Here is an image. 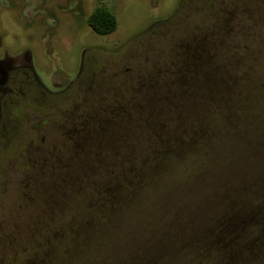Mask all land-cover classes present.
I'll list each match as a JSON object with an SVG mask.
<instances>
[{"label":"trees","instance_id":"1","mask_svg":"<svg viewBox=\"0 0 264 264\" xmlns=\"http://www.w3.org/2000/svg\"><path fill=\"white\" fill-rule=\"evenodd\" d=\"M245 15L255 29L264 22V5L261 14ZM87 22L102 35L118 27L116 14L105 5L97 6ZM221 25L180 39L178 59L156 71L154 80H139L128 88L127 102L117 96L95 98L78 113L69 109L59 119L69 122L57 127L59 143L26 150L27 165L34 150L42 154L38 181L26 180L31 189L43 185L38 192L43 212L32 234L53 221L55 230L43 235L44 244L27 264H80L101 245L106 247L125 217L142 206L144 195L154 193L174 172L185 179L202 173L200 184L208 195L182 211L174 208L170 219L161 203L156 209L167 217V230L135 242L114 264H175L180 249L212 253L215 264H243L260 251L264 35L249 37L245 29L237 34ZM246 40L255 45L241 47ZM36 84L39 93L48 91ZM169 110L172 114H166ZM183 213L186 224L180 227Z\"/></svg>","mask_w":264,"mask_h":264},{"label":"rangeland","instance_id":"2","mask_svg":"<svg viewBox=\"0 0 264 264\" xmlns=\"http://www.w3.org/2000/svg\"><path fill=\"white\" fill-rule=\"evenodd\" d=\"M263 3L264 0H0V58L12 60L14 66L31 67L35 73V80L21 72L9 82L10 98L1 117L6 126H0V264H27L36 256L37 246L44 244L43 235L54 230V221L50 222L52 226L45 221L46 227L32 234L33 225L39 221L37 216L43 212V196L38 193L43 185L32 189L26 185L27 179L38 181V162L42 160V154L34 150L27 165L26 150L39 145L48 148L61 139L57 130L60 126L42 125L45 117L59 120L72 108L78 113L95 98L112 100L117 96L127 102L124 93L128 88L139 80H154L156 71L178 59L180 39L194 38L205 29L215 30L220 23L226 26L224 31L238 34L245 29L249 37L264 35V22L253 29L245 15L261 14ZM99 5L117 16L118 27L110 34H98L87 22ZM245 9L249 10L244 13ZM246 43L254 44L242 42L241 47ZM36 82L48 91L39 93ZM169 111L166 114H172ZM197 161L201 164L203 160ZM193 163L189 161L188 167ZM201 175L185 179L174 172L160 181L154 193L144 195L136 213L125 217L106 247L101 245L97 253L89 254L80 264H114L134 249L135 242L166 231L163 224L169 221L156 207L163 203L170 219L174 208L182 211L190 202L201 201L208 195L200 184ZM185 213L181 214L180 227L186 224ZM63 216L67 218L69 214ZM214 258L212 253L202 256L180 249L175 264H215ZM243 264H264V242L260 251Z\"/></svg>","mask_w":264,"mask_h":264},{"label":"flooded vegetation","instance_id":"3","mask_svg":"<svg viewBox=\"0 0 264 264\" xmlns=\"http://www.w3.org/2000/svg\"><path fill=\"white\" fill-rule=\"evenodd\" d=\"M21 72L24 74H27L28 77H31L33 78V80H35V77H34L35 73L31 67L24 66V65L14 66L12 63V60L7 59V58L6 59L0 58V126H6L5 123L1 122V117L4 114V108L6 107L5 103L10 98L11 90L10 88H8L9 82L13 81L15 78H18L17 76L21 74ZM69 112L70 111H68L66 114H68ZM42 125L44 126H64L65 125L66 126L67 124H63V122L59 120H54V119L50 121L49 118L45 117L43 119Z\"/></svg>","mask_w":264,"mask_h":264}]
</instances>
